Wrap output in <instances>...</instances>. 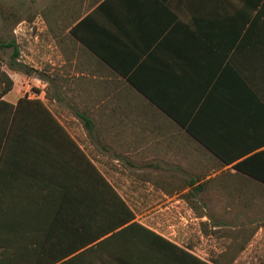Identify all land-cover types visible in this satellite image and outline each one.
Here are the masks:
<instances>
[{"label":"crops","instance_id":"obj_1","mask_svg":"<svg viewBox=\"0 0 264 264\" xmlns=\"http://www.w3.org/2000/svg\"><path fill=\"white\" fill-rule=\"evenodd\" d=\"M45 3L2 66L16 264H264V0Z\"/></svg>","mask_w":264,"mask_h":264},{"label":"rangeland","instance_id":"obj_2","mask_svg":"<svg viewBox=\"0 0 264 264\" xmlns=\"http://www.w3.org/2000/svg\"><path fill=\"white\" fill-rule=\"evenodd\" d=\"M46 0H0V40L2 41H9L14 36V30L13 25L10 27V23H8V19L4 21L3 18V12L1 10V6H5V12L11 16V18H15L17 15L22 16V18L26 19V23L23 24V26L31 25L32 22L37 21V18H39L38 21L41 20V12L42 8L46 5ZM32 18L30 20L29 18ZM8 18V17H7ZM22 22V21H21ZM12 48H0V73L3 72L2 66L8 65L10 55L12 53ZM2 75H0L1 77ZM3 82L0 80V92L3 88ZM230 223V222H227ZM232 225H235L237 228L243 227L248 228L249 224L248 222H240V223H230L226 224L228 227H232ZM239 226V227H238ZM227 229H232L228 228ZM233 241L239 242V240H232V239H224L220 240V250H222V254L220 255V258H224L226 256V253L229 252L231 249V244ZM215 240H210V245H215ZM215 252V249H211V253ZM249 256H246L245 260H242V264H249Z\"/></svg>","mask_w":264,"mask_h":264},{"label":"trees","instance_id":"obj_3","mask_svg":"<svg viewBox=\"0 0 264 264\" xmlns=\"http://www.w3.org/2000/svg\"><path fill=\"white\" fill-rule=\"evenodd\" d=\"M5 9H6L5 6L2 5L1 10L3 12L4 21L8 19V23H10V27L11 25L15 26L16 24L24 20V18H22V16L20 15H17L15 18H11V16H9L7 12H5ZM32 18L30 17L29 19L32 20ZM10 47H14L15 49L14 56L19 55V52L16 49L15 40H11V41L0 40V48H10ZM0 75H2L0 77V80L4 84L0 92V98H1L5 93H7L11 89L12 81L5 72H1ZM6 119L7 118H4L3 122L0 121V147L2 145L4 138L8 134V122ZM254 177H258L264 181V176H254ZM19 259L21 258H18V256L12 250L9 249L8 239L0 238V264H16V262L19 261ZM194 259L200 264H212L197 260L196 258Z\"/></svg>","mask_w":264,"mask_h":264}]
</instances>
